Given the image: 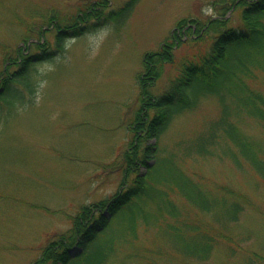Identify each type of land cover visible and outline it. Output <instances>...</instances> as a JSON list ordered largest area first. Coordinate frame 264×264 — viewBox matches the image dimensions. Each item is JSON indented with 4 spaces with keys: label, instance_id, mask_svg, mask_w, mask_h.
<instances>
[{
    "label": "rangeland",
    "instance_id": "rangeland-1",
    "mask_svg": "<svg viewBox=\"0 0 264 264\" xmlns=\"http://www.w3.org/2000/svg\"><path fill=\"white\" fill-rule=\"evenodd\" d=\"M99 1L0 0V71L19 47L32 56L42 53L33 45L38 42L46 54L23 73L19 74V68L9 69L19 74L13 82L25 105L9 109L0 100L1 116L11 111L6 120L0 118V264H35L51 241L72 229V218L81 206L108 201L125 190L123 157L131 149L130 123L141 100L138 77L145 73L147 55L172 41L181 20L186 22L179 31L184 41L174 48L173 60L164 64L163 74L148 89L158 98L180 76L184 61L197 60L207 51L216 35L205 34L211 20H228L222 30L242 24V10L232 7L239 0H138L123 15L118 13L129 0H102L107 4L102 16L79 20L85 10L92 11V5L101 9ZM111 13L114 18L107 16ZM76 21L84 30L68 35ZM188 26L195 32H187ZM42 29L41 40L38 32ZM57 34L62 38L61 48ZM254 86L264 93V74L256 75ZM187 91L190 99L198 100L197 107L177 113L158 141L150 139L146 144L155 147L157 159L174 153L182 171L212 194L227 187L239 198H247L240 221L227 229L229 237H223L211 257L200 264H245L254 256L251 252L262 259L257 264H264V179L248 165L238 167L219 153L188 157L182 152L181 144L204 132L221 113L215 96ZM239 125L264 143V129L256 120L246 117ZM177 206L191 225H210L208 214L181 199ZM126 207L125 214L109 217L108 227L72 258V264L90 263L91 252L109 246L115 236L123 240L118 256L109 264H196L175 256L161 228L148 229L141 223L138 239H124L126 218H132Z\"/></svg>",
    "mask_w": 264,
    "mask_h": 264
},
{
    "label": "trees",
    "instance_id": "trees-1",
    "mask_svg": "<svg viewBox=\"0 0 264 264\" xmlns=\"http://www.w3.org/2000/svg\"><path fill=\"white\" fill-rule=\"evenodd\" d=\"M137 2L129 0L118 14L131 12ZM99 3L101 9L92 5V11L85 10L79 20L102 16L107 4H103L102 0ZM233 6L242 10V24L222 30L228 20H212L206 26L205 34L210 31L216 35L207 51L197 60L184 61L180 76L159 98L148 89L163 74L164 64L173 60V50L179 45L172 37V41L159 51L147 55L145 73L138 77L141 87L140 105L130 123L133 141L131 149L123 157L125 167L122 188L127 187L108 201L81 206L78 214L72 218V229L51 241L35 264H72L68 251L71 245L87 249L108 227L109 217L119 212L125 214L123 209L126 206L132 218L128 221V217H124L128 222L126 233L122 235L126 237L124 239L129 242L138 239L141 223L148 229L161 228L159 232L174 248L175 256L192 260L196 264L207 261L217 245L225 240L223 237H229L227 229L230 224L240 221L246 211L247 198H239L234 190L227 187L221 188L223 194H212L182 171L174 153L167 155L168 158L157 159L153 152L155 147L150 144L148 146L146 142L150 139L158 141L177 113L197 107L198 100L194 96L190 99L188 89L192 94L196 92V95L202 91L203 95H213L218 99L221 113L204 132L182 143V152L188 157H210L219 153L238 167L248 165L264 179V143L247 135L239 125V121L247 117L256 120L264 129V93L254 86L256 75L264 74V0H239L238 3L234 1ZM113 14L107 16L113 17ZM178 25L179 28L186 26L185 20H181ZM74 28L67 34L77 36L84 30L77 25ZM43 33V29L38 32L41 40ZM56 38L57 46L61 48L62 38L58 34ZM33 45L38 46L42 53L29 56L19 47L15 56L10 58V64L0 71V100L8 103L9 109L21 103L25 105L22 93L14 87L13 81L19 77L15 75L25 72L33 61L46 56L42 48L44 45H38V42ZM11 67L19 68V74L9 73ZM28 88L33 92L29 84ZM180 92L184 94L178 96ZM162 102L163 107L160 106ZM159 106L160 113L157 110ZM8 112L11 111H5L0 118L6 120ZM154 158L156 160L151 165L150 161ZM132 175L135 176L133 182L128 184ZM178 199L208 214L211 217L210 225L200 228L199 225L194 226L188 220H183L177 206ZM104 207L107 212L102 213ZM121 239V236H115L109 246L97 247L91 252L92 259L88 264H109L118 256L117 248L121 246ZM250 254L254 256H250L245 264L262 261L254 252ZM181 264L188 263L183 261Z\"/></svg>",
    "mask_w": 264,
    "mask_h": 264
},
{
    "label": "water",
    "instance_id": "water-1",
    "mask_svg": "<svg viewBox=\"0 0 264 264\" xmlns=\"http://www.w3.org/2000/svg\"><path fill=\"white\" fill-rule=\"evenodd\" d=\"M80 252H82V249L79 247H76V248H73L72 251H70V255L74 257L75 255H77Z\"/></svg>",
    "mask_w": 264,
    "mask_h": 264
}]
</instances>
